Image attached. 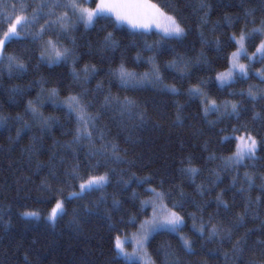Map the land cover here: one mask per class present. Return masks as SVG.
<instances>
[{"label": "trees", "instance_id": "16d2710c", "mask_svg": "<svg viewBox=\"0 0 264 264\" xmlns=\"http://www.w3.org/2000/svg\"><path fill=\"white\" fill-rule=\"evenodd\" d=\"M20 2L0 0V14H11ZM149 2L180 24L182 38L161 43L159 32L141 35L108 19L88 28L75 23L67 35L54 27L44 42L59 38L70 55L53 65L40 58L44 42L29 36L7 43L5 55L17 57L24 70L10 72L6 60L0 63V264H125L114 238L136 233L150 216L151 209L145 214L140 207L149 198L146 188L167 194L169 207L183 205L177 209L185 220L179 235L191 242L189 250L178 235H154L146 247L153 264H264V61L242 58L249 65L246 77L224 86L216 81L236 51L229 38L252 34L264 22V0ZM82 3L95 6L94 0ZM261 40L264 34H255L246 42L249 56ZM121 65L140 77L155 65L161 82L126 86L117 74ZM86 66L95 71L86 76ZM194 87L220 110L205 115L203 97L189 94ZM69 96H79L95 118L91 140L77 139L76 115L64 106ZM126 99L133 101L131 109L123 108ZM30 101L47 124L33 117ZM231 103L238 112L232 113ZM245 130L258 141L255 158L225 167L234 137ZM188 167L199 173L193 178L183 171ZM76 168L83 177L108 173L110 182L74 198L81 182L73 176ZM145 178L148 183H137ZM57 200L65 211L53 224L48 215ZM26 211L39 216L26 218ZM133 217L135 226L128 223ZM201 221L225 231L202 235Z\"/></svg>", "mask_w": 264, "mask_h": 264}, {"label": "snow or ice", "instance_id": "6c2138e0", "mask_svg": "<svg viewBox=\"0 0 264 264\" xmlns=\"http://www.w3.org/2000/svg\"><path fill=\"white\" fill-rule=\"evenodd\" d=\"M95 7L85 6L82 0H40L39 3H26L25 0H21L19 8L17 9L13 5V12L2 13L3 19H0V63L7 61L9 71H23L24 64L19 61L15 56H6V45L10 41L18 39H24L31 37L35 43L44 42V37L48 35L52 29L58 28L60 35H67L73 28V17L76 24H82L85 28L94 26L100 19H108L114 22L116 27L128 26L133 32H139L141 35L147 33L155 27L160 36V42L166 43L171 40H179L184 36V29L178 24L172 17H165L156 5L149 2V0H94ZM161 19H165L167 23L162 24ZM43 21V23H41ZM37 26L38 30H37ZM264 34V22L261 23L260 28H254L252 34L241 32L239 36L235 34L229 38L231 43L236 46V51L232 52L229 58L230 67L226 72L219 73L216 77L217 81L221 85L231 83L234 78L239 75L246 77L248 75L249 65L241 63L242 58H246L248 61H254L257 57L261 61H264V40H261L259 45L255 48V52L251 56L248 55L246 48V42L250 40L252 35ZM112 34L109 33L106 37L107 42H111ZM217 46L219 47L220 41L218 40ZM69 49L63 47L59 43V38L56 40L48 39L42 43L41 60H47L50 63H59L66 61L69 58ZM151 62V61H150ZM89 71H95L89 69L87 66L84 68V73L87 76ZM118 76L124 85L139 86L145 81L161 82L159 71L153 66L151 73H145L143 77L137 76L135 73L127 71L123 65L118 70ZM168 91L175 93V88H167ZM190 95L203 97L202 104L204 107L205 115L209 112H218L220 109L214 99H210L204 93L201 92L199 87L190 89ZM249 97L256 98V94L253 90H249ZM51 97H56L57 92L53 89L50 93ZM112 102L111 97H106L105 103L110 104ZM38 103V101L36 102ZM64 106L67 107L70 114H75L77 119V139H89L92 138V131L89 129L93 127L95 118L88 115L85 105L81 102L79 96H69L64 102ZM133 101L125 100L123 108L131 109ZM238 105L231 103L230 108L232 113L238 112ZM229 105L225 104L224 110L228 111ZM29 110L32 112L33 117H39L42 123L47 124V121L39 116L37 107L33 102H29ZM141 120L143 116L141 115ZM241 129H233V132H240ZM19 136V132H18ZM103 139V134H101ZM225 139H229L225 137ZM237 141L235 152L232 156L225 160V167L232 165H240L246 159H254L258 149V141L243 131V134L234 137ZM106 147V146H105ZM118 149L115 145L112 146V154L119 160L117 155ZM186 174L193 178L199 173V170L193 167H188L183 170ZM73 176L79 179V192L73 193L74 198H82L86 193L102 190L109 184L110 178L108 173L90 174L87 177L79 175L78 168L73 169ZM246 181L249 187L253 184V178L246 175ZM148 178L144 180H138V184L148 183ZM129 182L125 181V185ZM235 184V182H234ZM203 192V189H201ZM145 194L148 199L140 200L141 211L147 214V211L151 209V216L143 219L139 223V228L136 233H133L132 237L121 239L119 235L114 238V248L118 258H122L125 264H153L150 259H147V253L145 251L148 241L156 234L169 233L179 236L183 246L187 249H191V242L184 236L179 235L185 226L184 217L180 214L178 208H182L183 205L173 204L171 207L165 203L166 195L163 192H159L156 188H146ZM133 199H139L136 193H133ZM218 204L222 205L225 209L228 205L217 197ZM115 207L120 205V201H113ZM64 201L57 200L55 206L51 209L48 215V220L51 223H55L59 216L64 214ZM24 217L38 218L39 214L33 211H26L23 213ZM135 226L136 218L133 217L128 222ZM205 231H209L210 238H215L221 235L225 231L222 227L212 225L210 228L205 225L203 221L200 224V232L203 235ZM230 238V235H229ZM133 244V251L131 253L126 251V244Z\"/></svg>", "mask_w": 264, "mask_h": 264}, {"label": "rangeland", "instance_id": "374dc122", "mask_svg": "<svg viewBox=\"0 0 264 264\" xmlns=\"http://www.w3.org/2000/svg\"><path fill=\"white\" fill-rule=\"evenodd\" d=\"M83 1L85 2V4H89V2H90L91 0H83ZM94 7H95V6H94ZM164 16H165V17H170V16H168V15H166V14H164ZM72 19H73V25H74V24H75V18L73 17ZM161 23L164 24V23H167V21H166L165 19H161ZM125 27L128 28L127 25H125ZM130 30H131V29H130ZM57 31L60 32L59 29H58ZM152 31L158 32V30H157L155 27H153L152 30L149 31V32H152ZM147 33H148V32H147ZM40 58H41V57H40ZM42 61H44V62H46V63H48V64H50V65L56 64V63H50V62H48L47 60H42ZM240 62L243 63L242 61H240ZM216 81H217V80H216ZM217 84H218L219 86H224V85H226V84L221 85L219 81H217ZM150 216H151V213H150ZM199 233H200V230H199ZM132 235H133V234H132ZM132 235L128 236L127 238L130 239V238L132 237ZM125 238H126V237H121L122 240L125 239ZM125 247H126V251L129 252V253H131V252L133 251V247H134V245L131 244V243H129V244H126ZM145 251H146V249H145ZM146 253H147V252H146ZM146 258H147V259H150V258L148 257V255H147ZM141 264H144V262L141 261Z\"/></svg>", "mask_w": 264, "mask_h": 264}]
</instances>
